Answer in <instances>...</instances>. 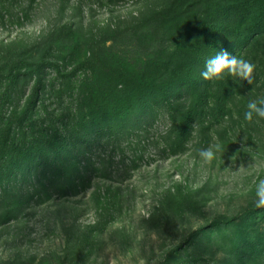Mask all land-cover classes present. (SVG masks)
Returning <instances> with one entry per match:
<instances>
[{
    "label": "rangeland",
    "instance_id": "1",
    "mask_svg": "<svg viewBox=\"0 0 264 264\" xmlns=\"http://www.w3.org/2000/svg\"><path fill=\"white\" fill-rule=\"evenodd\" d=\"M170 3L0 0V264H264L245 255L264 240V208L255 207L264 119L226 112L212 130L197 121L189 144L171 149L175 127L155 105L181 57L168 23L154 19ZM73 98L86 115L133 109L147 131H132L141 146L126 151L134 112L121 116L122 147L138 163L108 169L98 153L52 169L53 152L26 156L22 116L45 127L46 113ZM183 100L177 123L194 103ZM15 132L21 143L8 148ZM215 143L221 151L207 164L199 150ZM70 176L83 181L74 188Z\"/></svg>",
    "mask_w": 264,
    "mask_h": 264
},
{
    "label": "trees",
    "instance_id": "2",
    "mask_svg": "<svg viewBox=\"0 0 264 264\" xmlns=\"http://www.w3.org/2000/svg\"><path fill=\"white\" fill-rule=\"evenodd\" d=\"M199 1L171 0L170 5L156 12L154 17V19H162L161 21L165 24L168 23L174 36L173 56L177 54L181 57L178 65L172 69L173 78L170 85L173 88L162 93L159 101L155 100L157 101L156 109L162 111L165 120L173 123L175 127L172 133L174 143L171 149L173 146L189 144L197 121L203 125L205 123L208 129H213L218 126L220 118L226 112L233 115L238 108V117L240 121H243L245 118L241 119V116L247 111L248 102L264 97V0ZM198 5H200L199 9H197ZM222 49L256 65L252 84L227 73L221 80L203 79L201 73L206 61ZM53 66L56 67L55 64ZM43 86V80L39 78L35 86L36 95L40 94ZM157 88L160 89L162 86L159 85ZM151 93L154 94L152 91ZM186 98H193L194 103L182 116L181 123H177L179 117L177 107L182 105L183 99ZM67 101V110L61 109L55 114L46 113L45 116H49L45 118V123L47 120L49 122L45 124V127L39 124L40 121L22 116V152L26 156L29 152H53L55 158L52 164L47 163L52 169L60 167L72 157L82 158L81 164L83 161L91 162L98 153H100L98 158L108 169L122 167L126 161L133 165L138 163L137 157L129 158L131 161L125 157V152L133 150L137 143L139 144L136 146L135 153L141 146V142H134L139 136L132 134V131H136L137 134L147 131V126L137 123L133 109L126 112V105H123L114 116L110 113L113 110L109 111L108 108L100 110L99 113H95L93 109L86 115L79 108L80 99L73 98ZM29 110L30 108L25 115H28ZM133 112L134 118H127L131 123L130 134L128 133L127 136H130L132 140L128 142L129 145L125 151L122 147L123 141L126 140L123 133L125 125L122 123L121 116L129 114L133 116ZM256 117L253 116L252 122L256 121ZM28 124L30 128H27ZM39 131L41 134H38ZM14 135L13 142L8 148H17V144L21 143L16 138V132ZM33 140L40 141V144L35 146ZM29 143L31 146L26 147ZM108 147L112 148L111 151L106 150ZM167 148L169 149L168 146ZM119 149L123 159L118 161L115 159L119 152L114 151ZM38 163L40 168L43 162ZM69 178L74 179L73 176ZM87 178L90 179L88 176ZM81 180L83 181V178L75 177L74 188L79 186ZM245 255L252 259L264 257V240L247 243Z\"/></svg>",
    "mask_w": 264,
    "mask_h": 264
},
{
    "label": "clouds",
    "instance_id": "3",
    "mask_svg": "<svg viewBox=\"0 0 264 264\" xmlns=\"http://www.w3.org/2000/svg\"><path fill=\"white\" fill-rule=\"evenodd\" d=\"M256 65L249 60L237 58V55L229 53L227 50H220L217 54L208 59L205 68L201 73L204 80H221L225 73L239 77L240 79L252 84L254 81V72ZM230 107V105H229ZM264 119V97L258 100L250 101L247 104V111L244 118L248 122H252L253 116ZM234 118L239 119L238 115L233 113ZM221 144L215 143L206 149L199 150V156L207 163L211 164L216 157V153L221 151ZM256 208H264V179H260L255 186Z\"/></svg>",
    "mask_w": 264,
    "mask_h": 264
}]
</instances>
